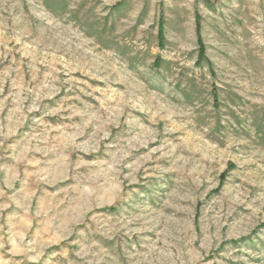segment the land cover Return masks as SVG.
<instances>
[{
    "label": "rangeland",
    "instance_id": "obj_1",
    "mask_svg": "<svg viewBox=\"0 0 264 264\" xmlns=\"http://www.w3.org/2000/svg\"><path fill=\"white\" fill-rule=\"evenodd\" d=\"M0 264H264V0H0Z\"/></svg>",
    "mask_w": 264,
    "mask_h": 264
},
{
    "label": "trees",
    "instance_id": "obj_2",
    "mask_svg": "<svg viewBox=\"0 0 264 264\" xmlns=\"http://www.w3.org/2000/svg\"><path fill=\"white\" fill-rule=\"evenodd\" d=\"M198 29H200V26H198ZM161 31H162V29H161ZM202 51H203V49H202Z\"/></svg>",
    "mask_w": 264,
    "mask_h": 264
}]
</instances>
